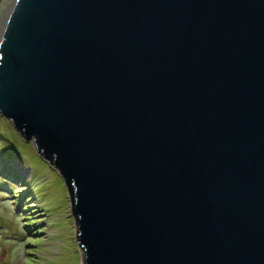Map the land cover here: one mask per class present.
Returning a JSON list of instances; mask_svg holds the SVG:
<instances>
[{"label":"water","instance_id":"1","mask_svg":"<svg viewBox=\"0 0 264 264\" xmlns=\"http://www.w3.org/2000/svg\"><path fill=\"white\" fill-rule=\"evenodd\" d=\"M0 116L81 264H264V0H13Z\"/></svg>","mask_w":264,"mask_h":264},{"label":"rangeland","instance_id":"2","mask_svg":"<svg viewBox=\"0 0 264 264\" xmlns=\"http://www.w3.org/2000/svg\"><path fill=\"white\" fill-rule=\"evenodd\" d=\"M74 232L62 179L0 116V264H81Z\"/></svg>","mask_w":264,"mask_h":264},{"label":"bare ground","instance_id":"3","mask_svg":"<svg viewBox=\"0 0 264 264\" xmlns=\"http://www.w3.org/2000/svg\"><path fill=\"white\" fill-rule=\"evenodd\" d=\"M12 3H13V0H12V2L10 1L9 3L7 2L5 5H7V9H6V11H5V13L3 14V16H2V18L0 19V34H1V32H2V30H3V27H4V24H5V21H6V19H7V16H8V13H9V11H10V9H11V6H12ZM6 7V6H5ZM3 9V8H2ZM7 13V14H6Z\"/></svg>","mask_w":264,"mask_h":264}]
</instances>
